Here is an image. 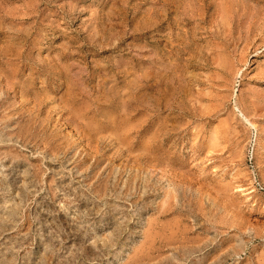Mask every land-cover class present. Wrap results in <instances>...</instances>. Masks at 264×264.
<instances>
[{"label": "rangeland", "instance_id": "obj_1", "mask_svg": "<svg viewBox=\"0 0 264 264\" xmlns=\"http://www.w3.org/2000/svg\"><path fill=\"white\" fill-rule=\"evenodd\" d=\"M0 264H264V0H0Z\"/></svg>", "mask_w": 264, "mask_h": 264}, {"label": "bare ground", "instance_id": "obj_2", "mask_svg": "<svg viewBox=\"0 0 264 264\" xmlns=\"http://www.w3.org/2000/svg\"><path fill=\"white\" fill-rule=\"evenodd\" d=\"M25 21H26V20H25ZM16 75H17V74H16ZM24 79H25V78H24ZM149 84H150V83H149ZM37 86H38V85H37ZM138 88H139V87H138ZM123 92H124V91H123ZM69 94H71V93L69 92ZM68 97H70V96H68ZM32 98H33V97H32ZM69 99L71 100V98H69ZM80 99H81V98H80ZM108 101H109V100H108ZM125 101H126V99H125ZM66 102H67V101H66ZM123 102H124V101H123ZM121 103H122V102H121ZM125 103H126V102H125ZM86 105H87V104H86ZM123 106H124V105H123ZM121 108H122V106H121ZM130 108H131V107H130ZM123 109H124V108H123ZM124 110H125V109H124ZM104 112H105V110H104ZM16 115H17V114H16ZM127 115H128V114H127ZM131 115H132V114H131ZM134 115H135V113H134ZM86 116H87V115H86ZM128 116H129V115H128ZM16 119H17V118H16ZM28 121H29V120H28ZM30 121H31V120H30ZM30 121H29V122H30ZM26 124H27V122H26ZM26 124L24 123V125H26ZM28 124H29V123H28ZM18 125H19V124H18ZM21 125H22V124H21ZM19 126H20V125H19ZM19 126H18V127H19ZM30 126H31V125H30ZM134 126H135V125H134ZM20 127H21V126H20ZM24 127H25V126H24ZM21 129H22V128H21ZM24 129H25V128H24ZM26 129H29V128H26ZM81 130H82V129H81ZM104 130H105V129H104ZM20 131H21V130H20ZM23 131H24V130H23ZM23 131H22V132H23ZM25 131H27V132L29 133L28 130H25ZM105 131H106V130H105ZM156 131H157V130H156ZM87 132H88V131H87ZM136 132H137V131H136ZM159 132H160V131H159ZM159 132H158V133H159ZM20 133H21V132H20ZM129 133H130V132H129ZM156 133H157V132H156ZM158 133H157V134H158ZM105 134H106V133H105ZM123 134H124V133H123ZM21 135H22V134H21ZM85 135H86V134H85ZM85 135H84V136H85ZM137 135H138V134H137ZM98 136H99V135H98ZM108 136H109V135H108ZM132 136H133V135H132ZM99 137H100V136H99ZM110 137H111V136H110ZM143 137H144V136H143ZM158 137H159V136H158ZM86 138H87V137H86ZM112 138H113V137H112ZM134 138H135V137H134ZM89 139H90V138H89ZM114 139H115V138H114ZM134 140H135V139H134ZM94 141H95V140H94ZM101 141H102V140H101ZM101 141H100V142H101ZM132 144H133V143H132ZM93 145H94V144H93ZM96 146H97V145H96ZM152 152H153V151H152ZM140 153H141V152H140ZM144 153H145V152H144ZM144 153H143V154H144ZM136 154H137V153H136ZM147 154H148V153H147ZM147 154H146V155H147ZM161 154H162V153H161ZM147 156H148V155H147ZM150 157H151V155H150ZM153 160H154V159H153ZM97 165H98V164H97ZM95 166H96V165H95ZM111 167H112V166H111ZM93 168H94V167H93ZM107 168H108V167H107ZM96 171H97V170H96ZM92 172H93V171H92ZM94 174H95V173H94ZM123 175H124V174H123ZM92 177H93V176H92ZM102 177H103V176H102ZM90 178H91V177H90ZM98 179H99V178H98ZM100 180H101V179H100ZM103 181H104V180H103ZM100 182H101V181H100ZM95 183H96V180H95ZM98 183H99V182H98ZM106 183H107V182H106ZM96 184H97V183H96ZM102 184H103V183H102ZM141 184H142V183H141ZM99 185H100V184H99ZM98 187H99V186H98ZM101 187H102V185L100 186V188H101ZM107 187H108V186H107ZM104 190H105V188H104ZM101 191H103V190H101ZM115 191H116V190H115ZM79 192H80V191H79ZM102 193H103V192H102ZM102 193H101V194H102ZM105 193H106V192H105ZM74 195H75V194H74ZM159 210H160V209H159ZM160 214H161V213H160ZM92 215H93V213H92ZM149 231H150V230H149ZM159 235H160V234H159ZM206 236H207V235H206ZM150 237H151V236H150ZM150 237H149V238H150ZM154 238H155V237H154ZM204 238H205V237H204ZM148 240H149V239H148ZM201 240H202V239H201ZM109 241H110V240H109ZM153 241H154V240H152L151 242H153ZM148 242H149V241H148ZM193 243H194V242H193ZM196 243H197V242H196ZM191 244H192V242H191ZM147 246H148V245H147ZM145 249H146V248H145ZM199 249H200V248H199ZM221 252H222V251H221ZM258 260H259V259H258ZM260 260H261V259H260Z\"/></svg>", "mask_w": 264, "mask_h": 264}]
</instances>
